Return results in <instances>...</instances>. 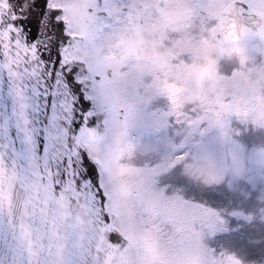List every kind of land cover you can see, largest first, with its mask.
Returning a JSON list of instances; mask_svg holds the SVG:
<instances>
[{
    "label": "snow or ice",
    "instance_id": "snow-or-ice-1",
    "mask_svg": "<svg viewBox=\"0 0 264 264\" xmlns=\"http://www.w3.org/2000/svg\"><path fill=\"white\" fill-rule=\"evenodd\" d=\"M236 125L264 129V0H0V264H243L205 243Z\"/></svg>",
    "mask_w": 264,
    "mask_h": 264
},
{
    "label": "rangeland",
    "instance_id": "rangeland-1",
    "mask_svg": "<svg viewBox=\"0 0 264 264\" xmlns=\"http://www.w3.org/2000/svg\"><path fill=\"white\" fill-rule=\"evenodd\" d=\"M159 103L163 102L160 101ZM235 127L237 131L233 138L242 146L241 156L245 161L246 172L243 178H237L232 182L231 189L225 184H221L220 186L228 191L227 201L231 206V210H239L245 215L251 213L253 219H258L264 223V220L260 219V214L258 212L260 207H264V200L260 199V197L264 195V168L259 167L254 162L249 163V157L253 155L254 150L264 148V129L253 128L251 125H236ZM208 144L212 150L219 152L220 144L218 140L215 139L214 135L208 138ZM154 158H156V154L147 157V159ZM177 171L178 170L172 171L169 176L174 177ZM168 178L169 177H163L161 182H166ZM176 186L179 187L180 184ZM227 226L228 223L226 224V228ZM214 235L215 234L205 238V243L208 247L217 251L223 250L225 253H231L238 257L236 252L232 251V249L221 247L220 244L214 242ZM242 262L246 264L243 260Z\"/></svg>",
    "mask_w": 264,
    "mask_h": 264
},
{
    "label": "trees",
    "instance_id": "trees-1",
    "mask_svg": "<svg viewBox=\"0 0 264 264\" xmlns=\"http://www.w3.org/2000/svg\"><path fill=\"white\" fill-rule=\"evenodd\" d=\"M227 197L228 191L220 185L206 189L203 193L209 206L224 210L228 223L227 230L215 233L213 241L221 247L232 249L246 264H264V223L253 218L246 221L228 216L226 213L231 211V206Z\"/></svg>",
    "mask_w": 264,
    "mask_h": 264
},
{
    "label": "clouds",
    "instance_id": "clouds-1",
    "mask_svg": "<svg viewBox=\"0 0 264 264\" xmlns=\"http://www.w3.org/2000/svg\"><path fill=\"white\" fill-rule=\"evenodd\" d=\"M107 55H111V53H106ZM146 243V252H148L153 258H157L158 257V253L155 250L154 247V240H148L145 242Z\"/></svg>",
    "mask_w": 264,
    "mask_h": 264
}]
</instances>
